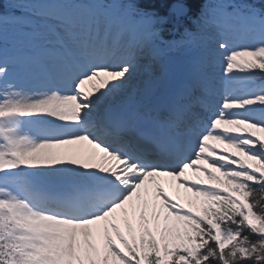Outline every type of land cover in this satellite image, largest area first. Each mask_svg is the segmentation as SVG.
Wrapping results in <instances>:
<instances>
[{
	"label": "snow or ice",
	"instance_id": "6c2138e0",
	"mask_svg": "<svg viewBox=\"0 0 264 264\" xmlns=\"http://www.w3.org/2000/svg\"><path fill=\"white\" fill-rule=\"evenodd\" d=\"M189 2L0 0V264H264V0Z\"/></svg>",
	"mask_w": 264,
	"mask_h": 264
},
{
	"label": "rangeland",
	"instance_id": "374dc122",
	"mask_svg": "<svg viewBox=\"0 0 264 264\" xmlns=\"http://www.w3.org/2000/svg\"><path fill=\"white\" fill-rule=\"evenodd\" d=\"M184 51H170V49H166L164 46H159V61L164 65V57L167 55L174 56L175 58L180 56ZM222 64V58L217 59V66L215 68L216 72L218 74H222V69L220 65ZM149 74L153 76H158L159 70L156 66L152 65L151 57L150 56H145L144 58H141L140 61L138 62V65L136 67V70L133 75V80L134 81H139L142 79H145ZM182 192V190H181ZM170 194H172V190H170ZM175 198V196H174Z\"/></svg>",
	"mask_w": 264,
	"mask_h": 264
},
{
	"label": "trees",
	"instance_id": "16d2710c",
	"mask_svg": "<svg viewBox=\"0 0 264 264\" xmlns=\"http://www.w3.org/2000/svg\"><path fill=\"white\" fill-rule=\"evenodd\" d=\"M152 7H155L157 10H159L161 12V14H163V10L165 8V5L162 2H159V3H156L155 5H152ZM188 7L190 9L189 16L192 19H194L195 18V12H196V10L198 8L197 0H190ZM190 24H191V21L188 18H186L182 22V25L180 27V31L182 32L184 30V27L185 26H190ZM190 30H192V29L190 28ZM177 38H178V36H176L174 34V30H173L172 26L171 25L165 26V31L162 34V39L165 42H167V41H170V40H173V39H177Z\"/></svg>",
	"mask_w": 264,
	"mask_h": 264
},
{
	"label": "water",
	"instance_id": "95a60500",
	"mask_svg": "<svg viewBox=\"0 0 264 264\" xmlns=\"http://www.w3.org/2000/svg\"><path fill=\"white\" fill-rule=\"evenodd\" d=\"M178 64H180L179 61H176L170 57L166 58V67L169 69L170 72L173 71Z\"/></svg>",
	"mask_w": 264,
	"mask_h": 264
}]
</instances>
